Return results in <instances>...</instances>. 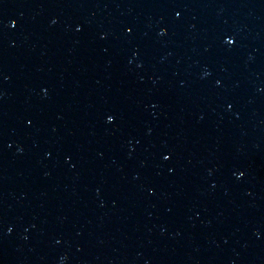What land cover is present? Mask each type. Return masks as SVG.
Wrapping results in <instances>:
<instances>
[{
    "label": "water",
    "instance_id": "1",
    "mask_svg": "<svg viewBox=\"0 0 264 264\" xmlns=\"http://www.w3.org/2000/svg\"><path fill=\"white\" fill-rule=\"evenodd\" d=\"M25 1L27 0H0V9L14 6Z\"/></svg>",
    "mask_w": 264,
    "mask_h": 264
}]
</instances>
